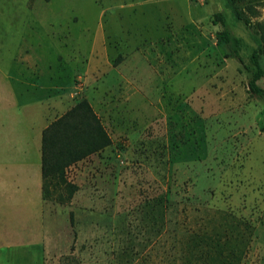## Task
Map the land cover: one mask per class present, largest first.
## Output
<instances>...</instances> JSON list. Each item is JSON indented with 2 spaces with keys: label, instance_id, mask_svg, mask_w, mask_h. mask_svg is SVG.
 Returning <instances> with one entry per match:
<instances>
[{
  "label": "rangeland",
  "instance_id": "rangeland-1",
  "mask_svg": "<svg viewBox=\"0 0 264 264\" xmlns=\"http://www.w3.org/2000/svg\"><path fill=\"white\" fill-rule=\"evenodd\" d=\"M222 9L248 68L217 41ZM231 17L224 0H0V65L59 56L72 103L48 124L85 99L99 125L55 129L39 243L9 212L0 264H264V73L257 97L253 29Z\"/></svg>",
  "mask_w": 264,
  "mask_h": 264
},
{
  "label": "crops",
  "instance_id": "crops-1",
  "mask_svg": "<svg viewBox=\"0 0 264 264\" xmlns=\"http://www.w3.org/2000/svg\"><path fill=\"white\" fill-rule=\"evenodd\" d=\"M20 58L22 61L0 65V84L5 89L0 93V101L6 100L0 106V224L5 225H0V229L6 232L10 226L16 227L9 221V212L28 213L33 225L29 238L38 242L43 205L41 135L49 123L44 107L55 101L56 110L63 111L72 103L73 85L61 80L64 65L59 56L55 67L51 62L42 64L33 50L23 52ZM90 67L87 61L84 68H70L69 75L74 70L85 73Z\"/></svg>",
  "mask_w": 264,
  "mask_h": 264
},
{
  "label": "trees",
  "instance_id": "trees-1",
  "mask_svg": "<svg viewBox=\"0 0 264 264\" xmlns=\"http://www.w3.org/2000/svg\"><path fill=\"white\" fill-rule=\"evenodd\" d=\"M253 1L264 5V0ZM224 2L226 8L231 12L232 23L240 22L247 28L253 29L252 33L250 31V34L255 41V47L251 52V60L254 65L255 71L248 81V91L257 97H261L263 90L256 84V80H258L264 73V70L260 64V57L264 55V19L256 23L249 22V20L245 16L244 9H246L251 15H257L258 10L254 6V4L247 3L245 8L243 9L237 5L236 0H224ZM213 21L214 23H219L220 25V31L216 35L217 41L223 42L228 48L230 56L237 60L244 68H248L241 55V39L232 31L230 27L231 23L227 16L226 9L215 12L213 14ZM81 111H85L87 115L84 112L78 119L77 116ZM96 120L97 119L92 112L89 104L85 99H82L64 115L52 121L42 130L40 153L42 176L41 189L43 194H45L46 191L45 186L49 161L57 157L52 154L53 150H49V147L51 146L49 138L51 136H54L53 132L55 131V129H58L61 125L65 126L66 129L69 130V134L67 135H70L66 137H73L74 135L79 133H83V135H85L87 129H94V127L99 128L98 122ZM94 122L96 123V125ZM74 152L76 156L74 160L81 158L80 154H76L77 152L75 150Z\"/></svg>",
  "mask_w": 264,
  "mask_h": 264
}]
</instances>
